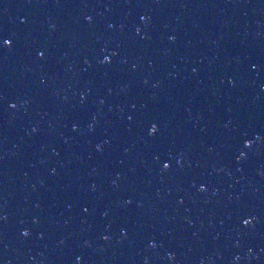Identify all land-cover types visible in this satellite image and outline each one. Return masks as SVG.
<instances>
[{
	"label": "water",
	"instance_id": "1",
	"mask_svg": "<svg viewBox=\"0 0 264 264\" xmlns=\"http://www.w3.org/2000/svg\"><path fill=\"white\" fill-rule=\"evenodd\" d=\"M0 32V264H264V0H0Z\"/></svg>",
	"mask_w": 264,
	"mask_h": 264
},
{
	"label": "snow or ice",
	"instance_id": "2",
	"mask_svg": "<svg viewBox=\"0 0 264 264\" xmlns=\"http://www.w3.org/2000/svg\"><path fill=\"white\" fill-rule=\"evenodd\" d=\"M86 19L91 20V17H87ZM141 19H144V18L141 17ZM137 33H139V29H137ZM12 44H13V40H12V38H10V37H8L6 34L0 32V50H2V49H4V48L11 47ZM43 57H44V52H43V51L39 52V58L42 59ZM102 62H104V63H108V62H110L109 57H108V56H105V57H104V60H103ZM12 107H15V105L13 104ZM157 130H158V129H157V126H156L155 124H153V125L151 126V132H150V135H151V134H155V133L157 132ZM246 146H247V145H246ZM163 168H164V169H169V168H170V162L163 163ZM200 190H201V191H204V190H205L203 185H201ZM85 211H87V209H85ZM250 223H251L250 220H248V219H245V220H244V224H245V225L250 224ZM23 235H24V236H28L29 233H28L27 231H25V232L23 233ZM105 239H107V237H105ZM77 259H79V257H78Z\"/></svg>",
	"mask_w": 264,
	"mask_h": 264
}]
</instances>
